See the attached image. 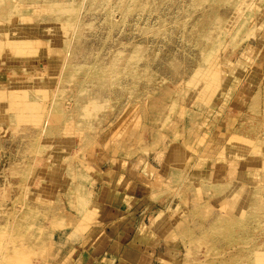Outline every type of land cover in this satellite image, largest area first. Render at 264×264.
<instances>
[{"label":"rangeland","instance_id":"1","mask_svg":"<svg viewBox=\"0 0 264 264\" xmlns=\"http://www.w3.org/2000/svg\"><path fill=\"white\" fill-rule=\"evenodd\" d=\"M0 264H264V0H0Z\"/></svg>","mask_w":264,"mask_h":264},{"label":"crops","instance_id":"2","mask_svg":"<svg viewBox=\"0 0 264 264\" xmlns=\"http://www.w3.org/2000/svg\"><path fill=\"white\" fill-rule=\"evenodd\" d=\"M117 242V241H116ZM122 244V247H129V246H132V247H134V245L133 244H129V242L127 243L126 241H124V243H120V245ZM119 245V246H120ZM130 250V249H129ZM130 252L133 254V257H140L139 256V254L137 253V252H134V251H132V250H130ZM97 257V256H96ZM143 256L141 255V258H142ZM95 263H97V261L95 262Z\"/></svg>","mask_w":264,"mask_h":264},{"label":"bare ground","instance_id":"3","mask_svg":"<svg viewBox=\"0 0 264 264\" xmlns=\"http://www.w3.org/2000/svg\"><path fill=\"white\" fill-rule=\"evenodd\" d=\"M250 3H253V0H249Z\"/></svg>","mask_w":264,"mask_h":264}]
</instances>
